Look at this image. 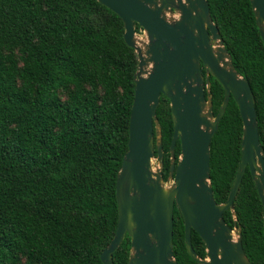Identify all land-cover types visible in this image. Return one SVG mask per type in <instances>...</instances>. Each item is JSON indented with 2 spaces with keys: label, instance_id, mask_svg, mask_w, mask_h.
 <instances>
[{
  "label": "trees",
  "instance_id": "trees-1",
  "mask_svg": "<svg viewBox=\"0 0 264 264\" xmlns=\"http://www.w3.org/2000/svg\"><path fill=\"white\" fill-rule=\"evenodd\" d=\"M205 1L233 69L253 95L264 161V49L249 2ZM136 63L121 20L95 0H0V264H101L116 227L115 176L126 151ZM208 81L214 116L223 92ZM155 117L164 181L172 124L162 95ZM240 136L229 97L209 142L216 204L230 189ZM178 155L176 141L174 161ZM232 207L246 259L264 264L262 209L247 168ZM222 219L231 226L229 210ZM190 244L203 258L193 231ZM171 251L177 264H196L186 254L176 207ZM128 253L125 236L112 264H127Z\"/></svg>",
  "mask_w": 264,
  "mask_h": 264
},
{
  "label": "water",
  "instance_id": "water-1",
  "mask_svg": "<svg viewBox=\"0 0 264 264\" xmlns=\"http://www.w3.org/2000/svg\"><path fill=\"white\" fill-rule=\"evenodd\" d=\"M122 22L123 41L136 55L133 98L126 151L115 176L116 227L99 254L101 264L125 236L127 264H177L171 251L172 211L178 210L183 244L196 264H249L241 248L232 202L247 167L262 208L264 240V161L257 134L254 100L222 46L205 0H95ZM264 49V0H248ZM145 35L142 48L134 26ZM203 69V74L201 73ZM221 87L216 114L211 111L208 78ZM168 101L172 135L169 165L162 180V153L155 109L159 96ZM229 97L241 122L240 156L226 200L216 204L209 184V142ZM176 141L179 155L174 161ZM155 151V155H153ZM157 167L152 170L151 160ZM229 210L233 228L222 214ZM200 239L204 256L191 248L190 232Z\"/></svg>",
  "mask_w": 264,
  "mask_h": 264
},
{
  "label": "rangeland",
  "instance_id": "rangeland-1",
  "mask_svg": "<svg viewBox=\"0 0 264 264\" xmlns=\"http://www.w3.org/2000/svg\"><path fill=\"white\" fill-rule=\"evenodd\" d=\"M134 38H135V41L137 43V46H139L141 48H142V45L144 43H146L145 35L140 29L135 31V37ZM151 167H152V170H154L157 167V163H156L155 159L151 160Z\"/></svg>",
  "mask_w": 264,
  "mask_h": 264
},
{
  "label": "flooded vegetation",
  "instance_id": "flooded-vegetation-1",
  "mask_svg": "<svg viewBox=\"0 0 264 264\" xmlns=\"http://www.w3.org/2000/svg\"><path fill=\"white\" fill-rule=\"evenodd\" d=\"M201 73L203 74V69L201 68ZM208 95H209V92H208ZM229 100V99H228ZM228 103V102H227ZM238 111V110H237ZM238 166V165H237ZM247 168V167H246ZM248 169V168H247ZM249 172V171H248ZM252 181V180H251ZM253 184V183H252ZM256 192V191H255ZM262 209V208H261ZM231 213V212H230ZM233 215H234V218H235V225H236V227H239L238 226V224H236V217H235V214H234V212H233ZM231 217H232V214H231ZM227 225V224H226ZM228 226V225H227ZM228 227H230V228H233V218H232V224H231V226H228ZM239 231H240V228H239ZM263 236V235H262Z\"/></svg>",
  "mask_w": 264,
  "mask_h": 264
}]
</instances>
